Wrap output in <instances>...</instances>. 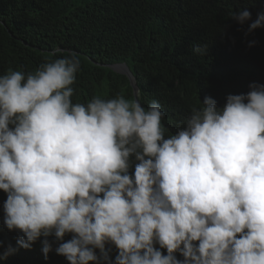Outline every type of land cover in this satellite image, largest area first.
Returning <instances> with one entry per match:
<instances>
[{
  "label": "clouds",
  "instance_id": "1",
  "mask_svg": "<svg viewBox=\"0 0 264 264\" xmlns=\"http://www.w3.org/2000/svg\"><path fill=\"white\" fill-rule=\"evenodd\" d=\"M80 67L68 53L0 76L3 224L18 248L39 240L69 264H113L108 245L114 264H264V85L223 107L206 97L166 138L158 101L74 104Z\"/></svg>",
  "mask_w": 264,
  "mask_h": 264
},
{
  "label": "trees",
  "instance_id": "2",
  "mask_svg": "<svg viewBox=\"0 0 264 264\" xmlns=\"http://www.w3.org/2000/svg\"><path fill=\"white\" fill-rule=\"evenodd\" d=\"M243 10L251 20L241 25L230 18ZM260 16L264 0H0V76L32 73L46 60L75 53L81 67L74 104L120 93L136 99L128 77L108 66L125 63L139 103L145 109L161 104L167 138L206 97L223 107L229 95L264 85V26L248 33ZM197 47L201 53H194ZM6 199L0 190V264H69L55 251L45 259L39 240L30 250L18 248L22 234L3 224ZM10 245L15 251L4 255ZM106 247L114 264L118 253Z\"/></svg>",
  "mask_w": 264,
  "mask_h": 264
},
{
  "label": "water",
  "instance_id": "3",
  "mask_svg": "<svg viewBox=\"0 0 264 264\" xmlns=\"http://www.w3.org/2000/svg\"><path fill=\"white\" fill-rule=\"evenodd\" d=\"M111 69L119 72V73H122V74H125L128 79L130 80V83L133 87V93L135 95V98L137 99V92H138V85H137V82H136V79L134 78L133 74L131 73L129 67L125 64V63H116V64H111V65H108Z\"/></svg>",
  "mask_w": 264,
  "mask_h": 264
}]
</instances>
